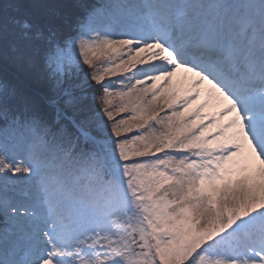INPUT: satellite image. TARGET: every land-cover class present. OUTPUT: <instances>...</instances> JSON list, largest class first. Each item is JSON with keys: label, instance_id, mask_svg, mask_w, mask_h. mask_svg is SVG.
Returning a JSON list of instances; mask_svg holds the SVG:
<instances>
[{"label": "snow or ice", "instance_id": "obj_1", "mask_svg": "<svg viewBox=\"0 0 264 264\" xmlns=\"http://www.w3.org/2000/svg\"><path fill=\"white\" fill-rule=\"evenodd\" d=\"M0 264H264V0H0Z\"/></svg>", "mask_w": 264, "mask_h": 264}, {"label": "trees", "instance_id": "obj_2", "mask_svg": "<svg viewBox=\"0 0 264 264\" xmlns=\"http://www.w3.org/2000/svg\"><path fill=\"white\" fill-rule=\"evenodd\" d=\"M36 2H37V3H39V2H40V0H36Z\"/></svg>", "mask_w": 264, "mask_h": 264}]
</instances>
